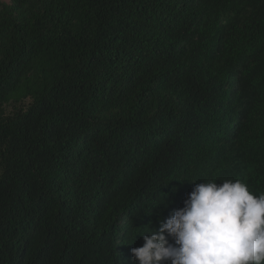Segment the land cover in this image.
I'll return each mask as SVG.
<instances>
[{"label": "trees", "instance_id": "16d2710c", "mask_svg": "<svg viewBox=\"0 0 264 264\" xmlns=\"http://www.w3.org/2000/svg\"><path fill=\"white\" fill-rule=\"evenodd\" d=\"M208 179L264 192V0H0V264H138Z\"/></svg>", "mask_w": 264, "mask_h": 264}, {"label": "clouds", "instance_id": "9594fccd", "mask_svg": "<svg viewBox=\"0 0 264 264\" xmlns=\"http://www.w3.org/2000/svg\"><path fill=\"white\" fill-rule=\"evenodd\" d=\"M137 233L138 264H264V192L238 179L202 180L158 228Z\"/></svg>", "mask_w": 264, "mask_h": 264}, {"label": "rangeland", "instance_id": "374dc122", "mask_svg": "<svg viewBox=\"0 0 264 264\" xmlns=\"http://www.w3.org/2000/svg\"><path fill=\"white\" fill-rule=\"evenodd\" d=\"M2 1L7 2V3L10 2V0H2ZM11 108H12V105L11 104H7L6 105V110H10Z\"/></svg>", "mask_w": 264, "mask_h": 264}]
</instances>
